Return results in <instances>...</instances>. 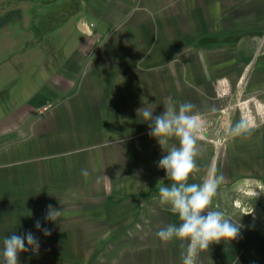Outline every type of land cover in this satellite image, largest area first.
I'll return each mask as SVG.
<instances>
[{
	"label": "crops",
	"instance_id": "0c3cea01",
	"mask_svg": "<svg viewBox=\"0 0 264 264\" xmlns=\"http://www.w3.org/2000/svg\"><path fill=\"white\" fill-rule=\"evenodd\" d=\"M98 1L90 2L95 35H78L68 50L42 55L38 94L43 93L40 97L34 94L30 103L35 111L23 124L18 112L1 115L0 167L16 164L12 161L20 153L55 155L79 148L73 134L81 129V122L88 121L95 124L90 128L91 143L107 145L111 154L139 156L137 164L126 159L121 165H108L113 178L122 170L121 182L113 186L120 187L123 198L130 197L129 204L135 205L141 196L155 199L159 181L171 184L158 167L166 152L149 135L150 123L137 110L147 105L158 116L171 96L178 102H191L194 111L207 120L205 137L199 141L200 171L188 181L201 183L211 174L210 157L221 139H235L224 132L244 120L238 102L255 96L264 105L263 31L258 18H253L264 0ZM6 60L15 66L27 58L16 51ZM242 75L249 76L245 88L237 85ZM220 76L228 78L230 95H216ZM87 85L91 86L90 97L83 94ZM28 128L29 140L21 148L19 138ZM170 143L178 146V141ZM220 175L226 176L224 172ZM98 179L99 175L91 178L93 183Z\"/></svg>",
	"mask_w": 264,
	"mask_h": 264
},
{
	"label": "rangeland",
	"instance_id": "374dc122",
	"mask_svg": "<svg viewBox=\"0 0 264 264\" xmlns=\"http://www.w3.org/2000/svg\"><path fill=\"white\" fill-rule=\"evenodd\" d=\"M90 2L0 0V90L9 85L7 92L0 94V104L8 99L5 107H0V117L15 111L21 124L35 111L30 103L43 80V54L68 50L75 44L70 41L78 35L96 34L92 29L96 19L91 23L89 17ZM262 5L253 18L259 20L264 44V1ZM74 7L77 13L64 20ZM87 26L92 30L87 31ZM16 51L27 61L14 66L6 58ZM225 77L220 76L217 82ZM241 77L237 85L245 88L249 76ZM90 87L87 85L83 92L88 97ZM229 91L227 95L232 87ZM250 106L255 122L244 120L251 133L233 141L222 138L209 164L211 174L226 175L213 205L239 221L240 235L231 242L222 240L210 245L208 252L200 254L197 264H264V118L257 114L254 103ZM263 107L262 104L259 111ZM94 125L88 121L79 124L81 129L73 134L79 148L55 155L20 153L12 161L16 164L0 167V248L6 236L30 231L38 239L39 249L21 252L19 264H182L181 242H163L156 235L160 228L179 223L178 216L170 211V206L160 203L159 196H141L136 198V205L129 204L130 197L123 198L120 187L113 186L121 182L122 170L119 168L113 178L108 165H121L126 159L137 164L139 156L111 154L107 145L91 143L90 128ZM82 127L88 129L84 131ZM30 133L29 128L23 131L19 138L21 148ZM82 170H87L88 175H83ZM98 175L93 183L91 178ZM49 206L61 211L56 222L46 219ZM37 221L40 230L35 226ZM44 228L51 234L45 236Z\"/></svg>",
	"mask_w": 264,
	"mask_h": 264
},
{
	"label": "clouds",
	"instance_id": "9594fccd",
	"mask_svg": "<svg viewBox=\"0 0 264 264\" xmlns=\"http://www.w3.org/2000/svg\"><path fill=\"white\" fill-rule=\"evenodd\" d=\"M194 109L195 105L191 102H178L169 96L164 103V111L158 116H154V111L147 105L137 110L143 120L150 123L149 135L166 152L158 161V167L165 171L171 184L158 182L159 198L162 205L170 206V211L179 220V223L160 228L156 235L163 242L173 239L181 242L182 264H197L200 254L208 252L210 245L237 239L242 227L239 221L226 216L223 210L213 205L224 183L223 175L210 174L201 183L188 182L190 178L195 179L194 173L200 171L197 164V157L202 152L199 141L207 131V120ZM215 111L213 108L212 112ZM251 131L249 124L241 119L231 125L224 135L245 137ZM170 141H178V146ZM82 174L87 176V170H82ZM254 194L257 195L256 192ZM60 214L61 211L49 206L46 219L56 222ZM35 226L41 229L39 221ZM42 230L45 236L51 234L46 228ZM38 249L39 241L32 232L24 235L13 233L4 238L0 257L3 264H19L21 252Z\"/></svg>",
	"mask_w": 264,
	"mask_h": 264
},
{
	"label": "built area",
	"instance_id": "2783aa9c",
	"mask_svg": "<svg viewBox=\"0 0 264 264\" xmlns=\"http://www.w3.org/2000/svg\"><path fill=\"white\" fill-rule=\"evenodd\" d=\"M227 79L228 78L225 77L223 79H220L219 82H216V84H217V86H216V92H217L216 95L217 96L223 97V96H225V95L230 93L229 90L231 89V87L228 86ZM257 101L258 100L255 98V96H249L246 99L238 102V105L240 106L241 109L242 108L243 109H245V108L247 109V110H245L243 112V116L249 122H252L251 119H254L253 122H255V115L253 114V110L251 109V106H250L251 103H254V105L257 106V108H256L257 114L262 115L263 118H264V109H260V111H259V108L261 107V104L257 103ZM258 102H260V101H258ZM248 106H249V108H248ZM203 137H205V135Z\"/></svg>",
	"mask_w": 264,
	"mask_h": 264
},
{
	"label": "trees",
	"instance_id": "16d2710c",
	"mask_svg": "<svg viewBox=\"0 0 264 264\" xmlns=\"http://www.w3.org/2000/svg\"><path fill=\"white\" fill-rule=\"evenodd\" d=\"M77 7H74V10H72L70 13H68L66 16H64V20H67L69 17H71L72 15H74L77 12ZM9 86V85H8ZM8 86H6L3 90H0V94L4 93L5 91L7 92ZM11 98V97H10ZM6 101H8V99H3L0 107L3 109V107H5V103Z\"/></svg>",
	"mask_w": 264,
	"mask_h": 264
},
{
	"label": "bare ground",
	"instance_id": "6f19581e",
	"mask_svg": "<svg viewBox=\"0 0 264 264\" xmlns=\"http://www.w3.org/2000/svg\"><path fill=\"white\" fill-rule=\"evenodd\" d=\"M249 107V106H248ZM251 121L253 122L254 121V119H251Z\"/></svg>",
	"mask_w": 264,
	"mask_h": 264
}]
</instances>
